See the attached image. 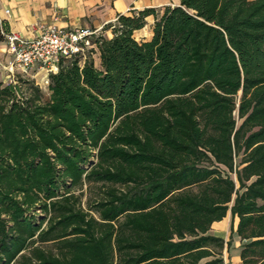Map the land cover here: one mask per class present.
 I'll list each match as a JSON object with an SVG mask.
<instances>
[{"label":"trees","instance_id":"16d2710c","mask_svg":"<svg viewBox=\"0 0 264 264\" xmlns=\"http://www.w3.org/2000/svg\"><path fill=\"white\" fill-rule=\"evenodd\" d=\"M102 30L47 96L0 82V264H224L209 232L228 214L240 264H264V0H178Z\"/></svg>","mask_w":264,"mask_h":264},{"label":"crops","instance_id":"0c3cea01","mask_svg":"<svg viewBox=\"0 0 264 264\" xmlns=\"http://www.w3.org/2000/svg\"><path fill=\"white\" fill-rule=\"evenodd\" d=\"M178 0H0V23L8 32L18 33L25 38H33L41 28L57 26L66 30L87 28L103 29L114 23L118 15L147 8L160 10L165 6H175ZM145 26L134 32L136 41H147L152 36L154 18L145 19ZM103 35L110 38L108 31ZM99 67L98 54L93 57ZM18 77L33 80L42 89L46 76L41 70L23 74L13 64L6 43L0 41V82H14ZM47 77V78H46ZM47 89V85L44 86ZM235 264H240L239 252Z\"/></svg>","mask_w":264,"mask_h":264},{"label":"built area","instance_id":"2783aa9c","mask_svg":"<svg viewBox=\"0 0 264 264\" xmlns=\"http://www.w3.org/2000/svg\"><path fill=\"white\" fill-rule=\"evenodd\" d=\"M102 29H63L57 26L41 28L33 38H25L18 33L1 32L13 64L23 74L41 70L48 77L58 70L60 59L84 57L96 51L95 41L103 35ZM46 77V78H47ZM44 85L48 86V78Z\"/></svg>","mask_w":264,"mask_h":264},{"label":"rangeland","instance_id":"374dc122","mask_svg":"<svg viewBox=\"0 0 264 264\" xmlns=\"http://www.w3.org/2000/svg\"><path fill=\"white\" fill-rule=\"evenodd\" d=\"M94 61V60H93ZM44 84H42V92L45 96H47L48 92L47 89L44 88ZM85 196L83 197V201L90 196V194L84 189ZM236 220H233L228 214L224 220L219 223H215L211 230L210 234L220 237L224 240V249L222 251V258L224 264H235V256L237 252H239V248L241 243L239 239L236 237L234 233H232V228L235 225ZM229 242V246L227 247V243Z\"/></svg>","mask_w":264,"mask_h":264}]
</instances>
